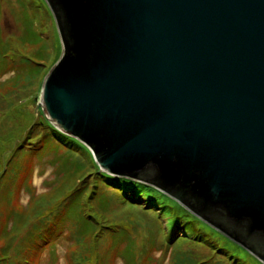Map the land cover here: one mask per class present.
<instances>
[{"label":"water","instance_id":"water-1","mask_svg":"<svg viewBox=\"0 0 264 264\" xmlns=\"http://www.w3.org/2000/svg\"><path fill=\"white\" fill-rule=\"evenodd\" d=\"M46 1L49 120L264 263V0Z\"/></svg>","mask_w":264,"mask_h":264},{"label":"rangeland","instance_id":"rangeland-1","mask_svg":"<svg viewBox=\"0 0 264 264\" xmlns=\"http://www.w3.org/2000/svg\"><path fill=\"white\" fill-rule=\"evenodd\" d=\"M62 52L63 45L56 19L46 0H0V173L6 168L8 170L0 183V229L6 223L10 229L9 238L15 229H20L18 244L37 219L33 220L27 214L26 221L21 224L17 223L21 221L20 218L5 221L8 206L7 197L3 198L4 189L9 186V195L13 194V185L18 181L17 175L30 159L28 144L13 153L12 151L30 135V129L38 127V134L39 129L46 126V121L49 122L40 103L41 93L46 76L58 63ZM28 141L25 142L29 143ZM88 150L84 157L95 171L97 162L92 151ZM33 165L34 172L27 179L29 189L37 196L48 198L54 191L50 190L51 186L61 180L56 178L61 172L56 165L55 156L48 152ZM99 170L102 172L101 168ZM109 183L106 188L113 191V182ZM109 195L103 192L100 200L105 206H109L108 217L122 224L121 240L115 239L110 230H107L99 233V241L91 239L85 246H80L75 243V227L70 223L55 246L57 258L52 255L53 251L49 247L41 245V249L38 247L33 251L31 262L75 264L76 256L83 249L91 255L92 263L97 261L99 253H117L118 257H110L112 264H169L170 254L171 264H176V259L184 261L179 253L182 251L189 255L187 264H194V259L198 261L197 264L203 261L206 264H250L246 251H240L236 242L234 244L230 238L219 233V230L213 231L205 222L185 210L176 217L174 208H171L174 204L170 205L169 201L148 188L131 185L124 188L121 196L116 194L115 201L111 193ZM30 197L28 189L21 188L13 199L12 206L15 204L18 209L31 208ZM123 199L129 203L125 204ZM4 203L6 205L3 206ZM27 212H24L22 219ZM71 212L76 213L74 207ZM1 244L2 241L0 246Z\"/></svg>","mask_w":264,"mask_h":264},{"label":"trees","instance_id":"trees-1","mask_svg":"<svg viewBox=\"0 0 264 264\" xmlns=\"http://www.w3.org/2000/svg\"><path fill=\"white\" fill-rule=\"evenodd\" d=\"M48 121L49 122L46 121V126L42 130L39 129L38 134V127L30 129V135L12 151L13 153L18 148L21 149L28 144L29 146H27V148H29L30 159L24 165L25 168L19 172V175H17L18 181L17 183L15 181L13 185V194L9 195V186L4 189L5 195L3 198L7 197L6 204L8 206L7 213L5 214V221L7 222V220H10L11 218H20L21 221L17 223L21 224L26 221L27 214L29 215L28 217L33 218V220H37L35 223L31 224L30 227L32 228H28L24 238L19 244L18 239L20 236H18V233L20 232V229H15L12 232L13 235L9 238L10 229L7 228L5 223V225L0 229V241H2L0 246V264H34L31 262L34 257L33 251L38 247L41 249V245L44 247L46 246L45 248L49 247L50 251H53L52 255L57 258L55 246L60 236L66 229H68L70 223H72L75 227V231H73L75 243L80 246H85L91 239L95 242L99 241V239H101L99 233H104L107 230H110V233L115 239L121 240V229L123 226L120 221L112 217H108L109 215L107 212L109 206H105V204H103L100 200V196L103 192L108 195L111 193L113 200L115 201L116 194L119 196L124 194V188L131 185H138L142 188L145 187L150 189L151 192H156L159 196H161V198L169 201L170 205L173 203L174 205H171V208H174V214L176 217H178L180 212H184L182 210L193 214L178 201L151 185L128 177L113 176L104 171L101 172L99 170L100 166L97 163L94 167L95 171H93V167L88 163L86 157H84L86 152H89L88 148L79 139L61 131L53 125L50 120ZM26 140H29V143H26ZM48 152H52L55 156L56 165L61 172L56 175V178L59 177L61 180L51 186L50 190L54 189V191L51 192L52 194L49 195L48 198H44L41 195L37 196L29 189L30 184L28 185L27 179L31 177L34 172L33 164L35 161L46 155ZM7 172L8 170L6 168L4 172L0 173V183L3 181ZM95 173H97V175ZM109 181L113 182V191L106 188L107 184L110 185ZM21 188L24 190L28 189V192H30L31 197L29 206L31 208L28 207L27 209H18L17 206H14L15 204L12 206L13 199L16 197ZM96 198L97 200H95ZM58 201L59 203H56ZM123 201L125 204L129 203L126 199H123ZM6 204L4 203L3 206ZM121 205H123V202ZM73 207L76 211V213L74 212L75 214L71 212ZM142 209L145 210V208ZM26 211L28 212L24 215V219H22L23 214ZM193 215L196 216L195 214ZM196 218L203 221L198 216H196ZM240 222L243 226H245V224L248 223V220L242 218ZM2 224L3 223H1V225ZM206 225L213 231L215 230L219 232L210 224L206 223ZM251 231L254 235L261 233V229L258 227L252 228ZM237 244L238 243L235 245L240 251H246L245 253L250 264H264L260 259H258V257L251 254L241 245ZM13 250L15 251L13 252ZM86 252V250H81L80 254L76 256L75 264H112L110 257H115V255L116 257L119 256L117 253L113 255L112 253H107L106 255L99 253V257L96 258L97 261L92 263V258L90 257L91 255H88ZM179 253L182 254L184 261L176 259V264H187V258L190 259L188 253L182 251ZM136 261L138 260L136 259ZM171 262L172 259L170 254L169 264H171ZM197 262L198 261L194 259V264H197ZM206 263V261H203L198 264Z\"/></svg>","mask_w":264,"mask_h":264},{"label":"bare ground","instance_id":"bare-ground-1","mask_svg":"<svg viewBox=\"0 0 264 264\" xmlns=\"http://www.w3.org/2000/svg\"><path fill=\"white\" fill-rule=\"evenodd\" d=\"M131 194H129V196H130Z\"/></svg>","mask_w":264,"mask_h":264}]
</instances>
